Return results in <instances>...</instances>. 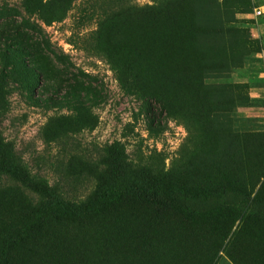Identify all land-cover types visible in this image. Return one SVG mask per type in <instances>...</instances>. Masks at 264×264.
I'll list each match as a JSON object with an SVG mask.
<instances>
[{
    "label": "rangeland",
    "instance_id": "374dc122",
    "mask_svg": "<svg viewBox=\"0 0 264 264\" xmlns=\"http://www.w3.org/2000/svg\"><path fill=\"white\" fill-rule=\"evenodd\" d=\"M260 3L0 0L3 139L72 203L93 193L111 146L190 191L264 194ZM40 200L0 173V247ZM150 212L113 204L84 222L52 219L11 264H264L263 219Z\"/></svg>",
    "mask_w": 264,
    "mask_h": 264
},
{
    "label": "trees",
    "instance_id": "16d2710c",
    "mask_svg": "<svg viewBox=\"0 0 264 264\" xmlns=\"http://www.w3.org/2000/svg\"><path fill=\"white\" fill-rule=\"evenodd\" d=\"M100 166L98 183L88 199L83 203L68 202L52 186L30 177L0 132V173L19 180L41 199L17 232L3 235L0 264H11L12 253L35 239L50 220L88 221L102 208L113 204L116 208H148L151 218L171 216L184 223L222 209L264 220V194L249 198L224 186L190 191L166 175L149 178L125 162L123 152L116 146L107 149Z\"/></svg>",
    "mask_w": 264,
    "mask_h": 264
},
{
    "label": "built area",
    "instance_id": "2783aa9c",
    "mask_svg": "<svg viewBox=\"0 0 264 264\" xmlns=\"http://www.w3.org/2000/svg\"><path fill=\"white\" fill-rule=\"evenodd\" d=\"M253 11L256 17L264 18V0H261V3L257 5Z\"/></svg>",
    "mask_w": 264,
    "mask_h": 264
},
{
    "label": "bare ground",
    "instance_id": "6f19581e",
    "mask_svg": "<svg viewBox=\"0 0 264 264\" xmlns=\"http://www.w3.org/2000/svg\"><path fill=\"white\" fill-rule=\"evenodd\" d=\"M154 42V41H153ZM143 44V43H142ZM154 62V61H153ZM155 68V67H154ZM155 70V69H154Z\"/></svg>",
    "mask_w": 264,
    "mask_h": 264
}]
</instances>
